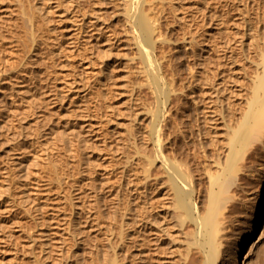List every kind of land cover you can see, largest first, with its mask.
<instances>
[{"label":"rangeland","instance_id":"rangeland-1","mask_svg":"<svg viewBox=\"0 0 264 264\" xmlns=\"http://www.w3.org/2000/svg\"><path fill=\"white\" fill-rule=\"evenodd\" d=\"M202 1L211 9L210 0H174L179 10L176 16L166 9L167 21L174 16V22L165 23L173 36L182 33L177 16L199 15L207 4ZM116 2L0 0V264H74L77 256L80 264H106V239L117 235L121 211L128 207L129 215L137 214L135 192L131 197L126 180L129 174L136 183L138 173L121 172L127 157L137 154L125 142L131 114L137 109L143 115L154 104L148 91L138 85L143 76L135 72L131 45L112 13ZM220 2L221 47L233 49L237 67L248 64L255 44L264 39V0ZM97 17L117 35L109 41L99 35V42L85 49L84 34L78 33L77 26ZM83 26L84 30L94 28ZM183 54L174 51V63L182 76L179 79L187 85L192 79L190 69L197 68V57L186 54L187 59ZM211 64L205 67L216 63ZM247 84L244 73H237L236 88L241 91L233 100L243 98ZM187 100L184 103L190 105L187 109L191 107L190 124L196 132L192 144L196 157L212 162L211 135L195 120L196 111ZM197 123L202 125L201 132L195 129ZM224 131L220 124L217 138ZM249 153L252 172L241 179L242 201L236 205V227L232 228L236 238L245 229L247 206L264 184V150L258 148L253 156ZM254 242L250 258L241 262L240 257L233 264H252L264 251V217Z\"/></svg>","mask_w":264,"mask_h":264},{"label":"bare ground","instance_id":"bare-ground-1","mask_svg":"<svg viewBox=\"0 0 264 264\" xmlns=\"http://www.w3.org/2000/svg\"><path fill=\"white\" fill-rule=\"evenodd\" d=\"M173 1L117 0L112 11L131 45L135 72L143 76L138 85L148 91L154 105L145 108L143 115L137 109L131 114L125 144L133 146L137 155L127 157L121 172L138 173L136 183H132L129 174L126 180L130 196L135 194L138 210L135 217L129 215L128 207L121 211L118 236L110 235L105 240L106 264H233L240 257L245 262L253 252L254 236L263 222L264 184L247 206L241 237L234 236L236 205L242 201L241 179L252 172L247 154H254L258 148L264 150V39L255 44L248 64L237 67L233 49L225 50L219 42L224 28V19L218 14L220 0H210L211 9L207 8L208 2L202 1L206 6L201 5L199 15L193 9V18L178 15L182 33L174 34L178 38L181 35L179 40L165 24L166 9L177 15ZM172 19L168 21L174 22ZM25 20L32 26L28 14ZM98 20L99 17L88 18L77 26L78 33L84 34L81 36L85 49L98 43L99 35L105 41L117 35ZM83 24L94 28L84 30ZM31 39L34 43L35 34ZM179 50L185 57H197L193 58L197 68H189L192 79L187 85L176 73L174 51ZM208 62L216 64L208 69ZM241 71L248 84L243 98L236 101L232 97L241 91L236 88L237 73ZM187 99L196 111L195 120L202 122L211 135L215 152L212 162H201L196 157L195 144L192 145L196 132L190 124L191 107L187 109L190 105L184 103ZM207 111L212 115L207 116ZM199 124L194 125L201 132ZM220 124L225 131L222 138H217ZM126 202L129 204L130 198ZM74 264H80L79 256ZM252 264H264V251Z\"/></svg>","mask_w":264,"mask_h":264}]
</instances>
